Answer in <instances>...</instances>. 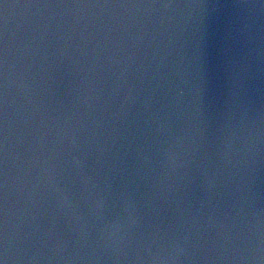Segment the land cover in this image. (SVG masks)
Masks as SVG:
<instances>
[{
    "label": "water",
    "instance_id": "obj_1",
    "mask_svg": "<svg viewBox=\"0 0 264 264\" xmlns=\"http://www.w3.org/2000/svg\"><path fill=\"white\" fill-rule=\"evenodd\" d=\"M4 264H264V0H0Z\"/></svg>",
    "mask_w": 264,
    "mask_h": 264
},
{
    "label": "snow or ice",
    "instance_id": "obj_2",
    "mask_svg": "<svg viewBox=\"0 0 264 264\" xmlns=\"http://www.w3.org/2000/svg\"><path fill=\"white\" fill-rule=\"evenodd\" d=\"M0 264H4V260L3 259H0Z\"/></svg>",
    "mask_w": 264,
    "mask_h": 264
}]
</instances>
